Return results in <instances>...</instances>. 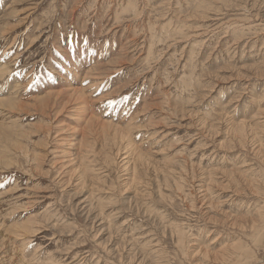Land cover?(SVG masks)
I'll return each mask as SVG.
<instances>
[{"label":"rangeland","instance_id":"1","mask_svg":"<svg viewBox=\"0 0 264 264\" xmlns=\"http://www.w3.org/2000/svg\"><path fill=\"white\" fill-rule=\"evenodd\" d=\"M263 74L264 0H0V264H264Z\"/></svg>","mask_w":264,"mask_h":264},{"label":"bare ground","instance_id":"2","mask_svg":"<svg viewBox=\"0 0 264 264\" xmlns=\"http://www.w3.org/2000/svg\"><path fill=\"white\" fill-rule=\"evenodd\" d=\"M188 1V0H187ZM184 2V1H183ZM103 5V4H102ZM238 5V4H237ZM165 6V5H164ZM201 6V5H200ZM260 9V8H259ZM191 14V13H190ZM198 14H200V13H198ZM254 14V13H253ZM257 16V15H256ZM229 28V27H228ZM197 42V41H196ZM189 47V46H188ZM3 66V65H2ZM5 68V67H4ZM3 69V68H2ZM5 69H7V68H5ZM7 71V70H6ZM90 71V70H89ZM95 71V70H94ZM74 72V71H73ZM92 72V71H91ZM229 72V71H228ZM87 74H90V73H87ZM257 75V74H256ZM264 75V74H263ZM236 76V75H235ZM239 76V75H238ZM236 79V78H235ZM205 88V87H204ZM80 89V88H79ZM57 91V90H56ZM59 91V90H58ZM79 94H80V91H79ZM12 95V94H11ZM16 95V94H15ZM46 95V94H45ZM72 95V94H71ZM51 96V95H50ZM43 97V96H42ZM73 97V96H72ZM71 98V97H70ZM13 99V98H12ZM50 99V98H49ZM80 99V98H79ZM78 99V100H79ZM69 100V99H68ZM6 101V100H5ZM11 101V100H10ZM75 101V100H74ZM69 102V101H68ZM67 102V103H68ZM82 102V101H81ZM2 104V103H1ZM12 104V103H11ZM49 105V104H48ZM69 105V104H68ZM170 106V105H169ZM4 108V107H3ZM48 108H49V106H48ZM63 108V107H62ZM174 108V107H173ZM180 111V110H179ZM83 112V111H82ZM184 112V111H183ZM182 113V112H181ZM195 113V112H194ZM263 113V112H262ZM61 114V113H60ZM63 114V113H62ZM202 115V114H201ZM216 117V116H215ZM82 118V117H81ZM95 118V117H94ZM89 120H91V118L89 119ZM106 120V119H105ZM202 121V120H201ZM92 122V121H91ZM200 122V121H199ZM105 123V122H104ZM108 123V122H107ZM106 123V124H107ZM158 123V122H157ZM202 123V122H201ZM7 124V123H6ZM120 124V123H119ZM235 124V123H234ZM233 125V124H232ZM84 126V125H83ZM87 125L85 124V127H86ZM115 126V125H114ZM113 126V127H114ZM217 126V125H216ZM248 126V125H247ZM98 127V126H97ZM104 127V126H103ZM105 127H107V126H105ZM125 127V126H124ZM212 127V126H211ZM251 127V126H250ZM84 128V127H83ZM93 128V127H92ZM115 128V127H114ZM142 128V127H141ZM232 128V127H231ZM236 128V127H235ZM238 128V127H237ZM86 129V128H85ZM105 129V128H104ZM103 129V130H104ZM110 129H111V127H110ZM204 129V128H203ZM76 130V129H75ZM102 130V131H103ZM120 130V129H119ZM264 130V129H263ZM93 131V130H92ZM98 131V130H97ZM209 131V130H208ZM220 131V130H219ZM234 131V130H233ZM244 131V130H243ZM106 132V131H105ZM118 132H121V130L120 131H118ZM128 132V131H127ZM117 133V132H116ZM125 134H126V132H124ZM131 133V132H130ZM220 133V132H219ZM239 133V132H238ZM99 134V133H98ZM104 134V133H103ZM106 134V133H105ZM110 134V133H109ZM119 134V133H118ZM197 134V133H196ZM215 134V133H214ZM84 135V134H83ZM240 135V134H239ZM6 136V135H5ZM85 136V135H84ZM83 136V137H84ZM98 136V135H97ZM99 136H101V135H99ZM108 136V135H107ZM106 136V137H107ZM118 136V135H117ZM121 136V135H120ZM251 136V135H250ZM89 137V136H88ZM102 137V136H101ZM114 137V136H113ZM75 138V137H74ZM100 138V137H99ZM122 138H123V136H122ZM129 138V137H128ZM245 138V137H244ZM9 139V138H8ZM132 139V138H131ZM101 140V139H100ZM108 140V139H107ZM107 140H105V141H107ZM133 140V139H132ZM131 140V141H132ZM102 141V140H101ZM120 141H124V140H120ZM244 141V140H243ZM89 142V141H88ZM94 143V142H93ZM116 143V142H115ZM121 145V144H120ZM105 146H106V144H105ZM117 146V145H116ZM82 147V146H81ZM85 147V146H84ZM88 147V146H87ZM114 147V146H113ZM126 147H128V146H126ZM229 147V146H228ZM71 148V147H70ZM231 148V147H230ZM119 150H120V148H118ZM125 150H127V149H125ZM138 151H140V150H138ZM118 152V151H117ZM126 152V151H125ZM124 152V153H125ZM127 153V152H126ZM140 153V152H139ZM142 154H143V152H142ZM259 155V154H258ZM78 156V155H77ZM118 156V155H117ZM139 156H140V154H139ZM143 156V155H142ZM137 156H135V158H136ZM141 157V156H140ZM151 157H152V155H151ZM134 158V157H133ZM2 159V158H1ZM123 159V158H122ZM131 159V158H130ZM85 160V159H84ZM121 160V159H120ZM142 161V160H141ZM4 162V161H3ZM133 162H134V160H133ZM136 162V161H135ZM139 162H140V160H139ZM35 163V162H34ZM128 163V162H127ZM152 163V162H151ZM122 164V163H121ZM136 164V163H135ZM134 164V165H135ZM41 167V166H40ZM38 170V169H37ZM94 170V169H93ZM171 171V170H170ZM46 172V171H45ZM200 172V171H199ZM205 173V172H204ZM223 173V172H222ZM225 173V172H224ZM47 175V174H46ZM227 175V174H226ZM229 175V174H228ZM130 179H132L131 177H130ZM129 179V180H130ZM134 179V178H133ZM128 180V179H127ZM246 182H248V181H246ZM81 185V184H80ZM47 186V185H46ZM83 186V185H82ZM82 188V187H81ZM164 188V187H163ZM85 189V188H84ZM82 190V189H81ZM90 191V190H89ZM252 191V190H251ZM88 192V191H87ZM92 192V191H91ZM101 192V191H100ZM254 194V193H253ZM22 195V194H21ZM88 197V196H87ZM86 199V198H85ZM132 199V198H131ZM89 200V199H88ZM206 200V199H205ZM104 201V200H103ZM91 206V205H90ZM84 207V206H83ZM218 209V208H217ZM92 212V211H91ZM85 213V212H84ZM47 215V214H46ZM45 216V215H44ZM236 216V215H235ZM59 217V216H58ZM57 217V218H58ZM95 218H96V216H95ZM150 218V217H149ZM249 220V219H248ZM26 221V220H25ZM111 222V221H110ZM95 223V222H94ZM237 223V222H236ZM99 224V223H98ZM52 225V224H51ZM58 225V224H57ZM67 225V224H66ZM237 226V225H236ZM100 228V227H99ZM102 228H103V226H102ZM111 227H109V229H110ZM97 230V229H96ZM114 230V229H113ZM170 231V230H169ZM92 232V231H91ZM103 232V231H102ZM36 233V232H35ZM40 233V232H39ZM99 233V232H98ZM27 234V233H26ZM111 234V233H110ZM8 236H10V235H8ZM112 237V236H111ZM256 237V236H255ZM110 239V238H109ZM102 241V240H101ZM75 246V245H74ZM224 250V249H223ZM223 252V251H222ZM213 253V252H212ZM132 256V255H131ZM210 256V255H209ZM134 257V256H133ZM221 257V256H220ZM224 259V258H223ZM9 261V260H8ZM59 261V260H58ZM223 261V260H222Z\"/></svg>","mask_w":264,"mask_h":264}]
</instances>
